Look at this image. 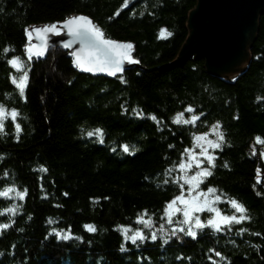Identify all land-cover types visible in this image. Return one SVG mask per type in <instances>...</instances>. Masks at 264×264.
Returning a JSON list of instances; mask_svg holds the SVG:
<instances>
[{"label":"trees","instance_id":"trees-1","mask_svg":"<svg viewBox=\"0 0 264 264\" xmlns=\"http://www.w3.org/2000/svg\"><path fill=\"white\" fill-rule=\"evenodd\" d=\"M196 5L0 0V103L19 112L0 133V191L28 190L23 199L0 196V224L10 225L0 229V264H264V14L247 67L226 79L210 74L203 59L177 63ZM73 16L90 18L106 39L133 44L131 56L139 63L114 76H95L62 48L28 58L25 46L35 45L36 33L30 39L26 29H62ZM164 29L171 35L162 36ZM14 56L26 63L23 96L12 82L16 68L8 61ZM181 112L185 120L199 118L174 123ZM217 122L224 139L201 188L217 191L222 213L233 214L230 201L236 200L250 219L220 231L205 227L196 238L178 233L136 244L125 240L120 226L137 230L145 210L152 224L159 222L183 192L174 166L196 135ZM96 128L104 132L103 143L86 135ZM14 205L15 213L4 211ZM59 231H70V238H60Z\"/></svg>","mask_w":264,"mask_h":264},{"label":"snow or ice","instance_id":"snow-or-ice-1","mask_svg":"<svg viewBox=\"0 0 264 264\" xmlns=\"http://www.w3.org/2000/svg\"><path fill=\"white\" fill-rule=\"evenodd\" d=\"M60 23V22H58ZM63 27L67 28L71 36L73 37V41H67L64 43L65 48L72 47V43L74 41H79V43L82 45V47L73 52L72 55L75 57L74 63L77 67L81 68L84 71L87 72H108L111 75H116L117 72L123 71V63L125 60L133 63H139V61H136L131 56V50L133 49V44L131 43H123L118 42L111 39L105 38V33L99 26L95 25L88 17L85 16H73L65 21L62 22ZM35 31V33L39 36L40 40L42 41L39 45H26L25 51L28 54V58L31 59L33 55H43L46 50L47 45V34L48 33H54L56 35H60L62 29L57 27V24H51L46 25L43 28H35V29H26V32L29 35V38L31 39L32 32ZM165 33H167V30L164 29L161 32V35L163 36ZM167 35H171V33H167ZM9 49H4V52L7 53ZM9 64H11L14 68L17 69V71H21L24 67V62L21 60L20 57H13L11 60L8 61ZM123 79V77H121ZM12 82L16 84L17 88L19 89V92L21 96L24 95L25 88L27 87L28 83V74L26 71L23 72V74L17 79L16 77H12ZM188 111H193L191 106H189ZM139 115V113H137ZM183 113H177L176 117L173 118V122L180 124V123H194L195 120H197L199 117L194 116L192 120H185L183 119ZM11 117L13 121L17 119L19 116V112L17 109L13 108L11 110L7 109V107L0 103V133L4 132L5 128V120L8 119V117ZM153 120H156L155 116L151 117ZM219 126V122H217V125L213 126L214 129ZM20 125L16 124V131H17V139H19V132L21 131ZM82 134L83 131H82ZM86 135L88 137L92 136H98L99 142L103 143V135L104 132L100 128L93 129L91 131H87ZM207 134H204L206 136ZM217 135L219 136L220 141H223L224 136L223 133L218 132ZM204 136H197L195 139L197 141H200L204 139ZM257 140L260 141V138L257 137ZM264 143V141H260ZM211 147L219 148L221 145L218 142H208ZM123 151L128 152L129 146L127 144L123 145ZM202 147V145H201ZM185 151H191L185 150ZM203 154L207 155V159L210 163L214 162L215 157L212 155L207 154V149H203ZM190 166V165H189ZM179 167L181 169H184L186 165L184 163H180ZM41 169L43 171H47L46 168H43L41 166ZM259 173V169L257 170ZM212 173L207 168L203 169L201 172L197 173L196 176L186 178V182L189 184H193L195 187L199 186V183L201 182L202 177L210 176ZM167 181H165L166 183ZM13 190L16 191V195L19 196L21 199L24 198V196L27 195V189H24L23 191H19L18 189L14 188H8L6 190L0 191V196L8 197L9 193ZM215 189H209L208 192L212 193ZM67 195V193H65ZM205 195L204 193H200L198 196H193L191 199H185L182 195L177 196L174 198L169 204L167 205L165 209V214L169 217L168 222L172 223L171 216L181 211L179 208H175L174 205L177 201H180L182 204H184L183 209V215H184V221L182 223L189 224V228L187 231V235L196 238L197 232L193 230L192 227V219H193V213L198 211H203L205 207H209V209L213 212H216L217 218L210 219L207 222V225L202 223L199 219V217L195 218V228L197 229H203L207 226H211L213 229L220 231L222 230V225L224 224H232V223H240L246 219H250L247 215H230L225 216L217 209L212 208L211 202L208 200H204L201 202L200 196ZM216 199H219L217 197ZM230 203L233 205V207L236 209L237 212L240 213H246L247 209L244 207L243 204L239 203L236 200L230 201ZM16 208H9L5 209L4 211L16 212ZM148 215L147 210L144 211L140 216H138V222L144 223L145 225L150 226L152 224V220L149 218L145 220V217ZM53 221L49 220V223H52ZM9 224H0V229H7L9 228ZM89 231H95L94 225H85L84 226ZM120 230L124 234L125 240H131L133 244H136L138 240L143 241L145 239L144 233L142 230H134L132 231L128 226H120ZM181 232L184 231L183 228L179 229ZM53 231H56L53 229ZM132 231V234L129 235V232ZM175 231L172 233V235H175ZM62 235L63 239H69L71 236V232L69 231L67 235ZM151 239L155 241L157 239L156 234H152ZM167 243V239L164 241ZM124 245H121V251H125ZM217 256L221 255L220 253H216ZM177 259H181V257H177Z\"/></svg>","mask_w":264,"mask_h":264},{"label":"water","instance_id":"water-1","mask_svg":"<svg viewBox=\"0 0 264 264\" xmlns=\"http://www.w3.org/2000/svg\"><path fill=\"white\" fill-rule=\"evenodd\" d=\"M263 14L264 0H197L196 7L189 15L190 34L177 63L182 64L193 57L203 59L210 74L234 79L235 74L243 72L244 65H248L251 59V48ZM34 37L35 45L42 43L38 35ZM67 41H73V37L62 24L60 35L47 34L44 54L52 48H62L72 55L82 47L79 41H74L72 47L65 48L64 43ZM133 65L125 60L122 67L125 70ZM87 73L95 76L111 75L108 72Z\"/></svg>","mask_w":264,"mask_h":264},{"label":"rangeland","instance_id":"rangeland-1","mask_svg":"<svg viewBox=\"0 0 264 264\" xmlns=\"http://www.w3.org/2000/svg\"><path fill=\"white\" fill-rule=\"evenodd\" d=\"M244 67L246 68L247 65H244ZM24 71L27 72L25 62H24V67L21 71H17V69H15L16 74L13 77H16L18 79L23 74ZM237 75L238 74H235V77ZM226 79H230V78H226ZM8 118H11V117L9 116ZM192 118H193V116H192ZM218 132H220L219 129L217 127L214 129V127H213V128H211V130L208 133H205V134H207L206 136H204V134L196 135V137L197 136H204V139H202L200 141H197L195 139L192 147L189 148L191 151L190 152L185 151L180 162L177 165H175L174 167H175V171L177 174V178L182 182V184H184L186 186V188L183 190V192L179 196L182 195L185 199H191L193 196H198L200 193H204L205 195L200 196L201 202H203L204 200L210 201L211 202L210 206L212 208L217 209V211H219L220 213H222L219 209V206L221 204V198L217 194V191L215 190L214 192L209 193L208 190L210 188L205 189V190L203 188H201V183L205 177L201 178V182L199 183L198 187H195L193 184H189L186 182V178L196 176L197 173L201 172L205 168L208 169V167L213 163V162L210 163L208 161L207 155L203 154V149H207V154L215 157V150L217 148L211 147L208 142L211 141V142L220 143L219 136L217 135ZM201 145H202V147H201ZM189 149H187V150H189ZM261 156L264 159V148H262V150H261ZM180 163H184L186 165V167L184 169H181L179 167ZM211 189H214V188H211ZM217 197H219V199H216ZM6 198H8L9 200H15V199H19L20 197L17 196L16 191L13 190L12 192L9 193L8 197H6ZM174 207L181 209V211L176 212L171 216L172 223L168 222L169 217L165 214V212L158 219L159 222L151 224L150 226L145 225L144 223L138 222V219L135 221L140 226V228H138L139 230H144L141 227H146L149 229V230H147V232L150 233L149 236H146L147 233L146 232L144 233V231H143L145 239H148V238L151 239L152 234H156L157 238L158 237H161V238L169 237L172 235V233L174 231L176 233L175 235H178V233H182V235L187 234L189 224L182 223V221H184V215H183L184 204H182L180 201H177L176 204L174 205ZM11 208H15V205ZM5 212H8V211H5ZM222 214L225 216L243 215V213L237 212L236 209H235V212L233 214H228V215L224 214V213H222ZM196 217H199L200 221L202 223H204L205 225H207V222L210 219L217 218V215H216V212L211 211L209 209V207H205L203 211L194 212L193 213V219H192L191 223H192L193 230H195V231L200 230V229L195 228V218ZM147 219H149V218L146 217L145 220H147ZM226 226H229V225L224 224V225H222V228L226 227ZM207 227L212 228L211 226H207ZM180 228H183L184 231L181 232L179 230ZM57 233H58V236L60 238H62L61 234H63V235L68 234L67 231H59ZM131 234H132V231L129 232V235H131ZM145 239L142 242H144Z\"/></svg>","mask_w":264,"mask_h":264}]
</instances>
